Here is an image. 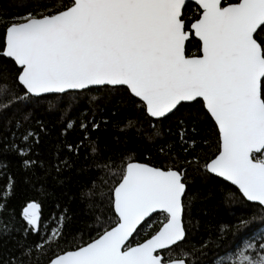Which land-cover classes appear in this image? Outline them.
Instances as JSON below:
<instances>
[{
	"label": "snow or ice",
	"instance_id": "obj_1",
	"mask_svg": "<svg viewBox=\"0 0 264 264\" xmlns=\"http://www.w3.org/2000/svg\"><path fill=\"white\" fill-rule=\"evenodd\" d=\"M21 6L22 14H0V67L11 74L0 77V172L9 157L18 165L0 188V264H39L41 257L46 264H264V232L226 246L224 226L206 236L195 231L201 194L189 183L199 178L227 189L230 182L238 194L228 191V199L239 195L264 210V0H26ZM191 39L197 51L189 55ZM94 91L101 95H88ZM120 92L119 104L139 110L152 135L163 139L161 126L175 121L168 134L176 139L160 145L163 167L127 147L101 150L93 133L115 126L116 105L111 111L107 105ZM81 95L88 105L77 111L73 101ZM44 100L59 113L51 127L37 116ZM135 124L128 119L119 130L140 134ZM73 175L86 179L70 197ZM97 179L108 185L99 196ZM18 183L52 202L47 220L38 199L17 218L10 200ZM73 221L79 236L64 230Z\"/></svg>",
	"mask_w": 264,
	"mask_h": 264
},
{
	"label": "trees",
	"instance_id": "obj_2",
	"mask_svg": "<svg viewBox=\"0 0 264 264\" xmlns=\"http://www.w3.org/2000/svg\"><path fill=\"white\" fill-rule=\"evenodd\" d=\"M26 0H0V14L6 16H14L17 14H22L25 11V8L21 5L25 3ZM194 14V8L189 4L188 8L185 9L186 16H192ZM187 51L189 55L195 54L197 51L196 40L191 39L187 42ZM8 76L9 80L11 79L10 72L6 71L3 67H0V77ZM89 96L101 95L100 92H92L88 94ZM125 94L123 92L114 93L109 99L110 102L107 105L109 111L112 110L113 106L115 107V116H112L111 119L115 122L108 124L106 127L102 126L99 132L93 133L94 136H99L100 148L102 151H105V155H108V151L104 149V145H108V149L114 154L117 150H123L125 147L127 149L134 150L135 155L151 156V162L156 163L158 166H164L167 162V156L161 154L160 145L164 140H174L176 137L170 136L168 134V129L171 127L173 132L176 131L175 121L170 118L165 121L161 126V130L164 133L163 139L158 138L154 135L153 129L149 127V122L144 121L142 114L139 110H131L125 108L122 104H119L121 97ZM50 101L44 100L41 101L40 106L37 108V116L39 119L44 121L49 125V127L55 125L59 119V113L55 110H50L48 104ZM77 105V111L84 109L88 105L87 99L83 95L77 100L73 101ZM103 103V101H101ZM75 115V112L73 113ZM128 119L136 121L135 128H142V132L138 134L135 129L123 132L120 131V128L125 127L126 121ZM0 134H2V128H0ZM74 136V134H72ZM152 135V139L149 140L148 136ZM209 139L212 142V148L214 150L216 144V137L211 134V129L208 130ZM72 138V136H70ZM146 145H152L149 151H145ZM42 157L46 156V151L44 147H41ZM171 155V153H169ZM2 159V158H0ZM11 163L7 171L0 172V188H3L6 184L9 183L8 172L10 171L13 175H16L18 165L14 157H9ZM4 163H7L8 160H3ZM143 162V161H142ZM83 163V161L81 162ZM101 174L93 172V177H99ZM86 179L85 176L77 177L73 175L70 182L67 185L68 196H72L81 189L79 181ZM105 179L107 177L105 176ZM220 179V178H217ZM96 183L98 185L96 189V195L99 196L101 191H105L108 187L107 184H104L102 180L97 179ZM190 185L201 194V199L196 202V206L193 209L194 217L193 226H195V231L200 234V236H206L208 232L215 233L221 226L227 228L226 238L223 243L228 246L230 244L238 243L241 236L251 235L254 231L264 232V210H262L256 203L242 201L237 195L235 199H228L226 193L228 191H235L238 194V190L230 185L228 182V188L225 189L223 186H217L212 183L201 181L199 178L189 179ZM40 200L42 202V220H47V218L54 211L53 204L50 200H47L43 197H40L39 194L32 190L29 187H25L23 184L18 183L14 189L13 195L10 200V206L16 212V216L19 219L22 207L26 205L29 200ZM63 204L64 201H61ZM69 207L75 208V202L71 203ZM253 216L256 217L253 220ZM156 219V216H153V220ZM245 220L250 221L248 225L240 226L239 221ZM151 222V221H150ZM197 222L199 225L197 226ZM239 226V227H238ZM80 227V223L73 221L67 227H65V232H71L73 235L79 236L80 233L77 232V229ZM235 233V235H234ZM94 235V233H93ZM197 236V239L200 238ZM87 240L88 234H84L83 237ZM144 238V230H141V234L138 239ZM137 238H133V243H135ZM67 240L71 241L72 236H67ZM78 242V241H77ZM62 244H65V241H61ZM11 245H9L10 247ZM0 251H3V248L0 247ZM223 251V250H221ZM33 259H36L35 255ZM47 257H41L39 264H46Z\"/></svg>",
	"mask_w": 264,
	"mask_h": 264
},
{
	"label": "water",
	"instance_id": "obj_3",
	"mask_svg": "<svg viewBox=\"0 0 264 264\" xmlns=\"http://www.w3.org/2000/svg\"><path fill=\"white\" fill-rule=\"evenodd\" d=\"M220 179H222V178H220ZM229 184H230V182H228ZM235 187V186H234ZM238 190V189H237ZM251 203H255V202H251Z\"/></svg>",
	"mask_w": 264,
	"mask_h": 264
}]
</instances>
